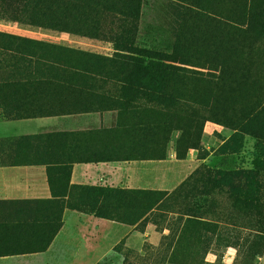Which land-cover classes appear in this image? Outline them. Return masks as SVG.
I'll list each match as a JSON object with an SVG mask.
<instances>
[{
	"label": "trees",
	"instance_id": "1",
	"mask_svg": "<svg viewBox=\"0 0 264 264\" xmlns=\"http://www.w3.org/2000/svg\"><path fill=\"white\" fill-rule=\"evenodd\" d=\"M179 1L185 12L166 52L136 43L144 0H0L2 20L111 43L114 50L105 57L0 32V108L19 118L108 111L116 103L106 92L113 83L121 102L117 124L81 134L85 145L78 149L90 162L163 161L174 133L180 134L176 158L185 160L200 149L209 121L233 130L234 138L263 140L264 0ZM139 101L153 108L140 109ZM217 175L212 186L228 187L238 219H253L251 227L264 235L257 174ZM195 181L203 186L210 179ZM71 197L76 201L68 206L83 213L135 225L170 194L71 186ZM183 214L189 217L184 231L200 223ZM60 229L61 216L31 225L0 222V256L45 251Z\"/></svg>",
	"mask_w": 264,
	"mask_h": 264
},
{
	"label": "rangeland",
	"instance_id": "2",
	"mask_svg": "<svg viewBox=\"0 0 264 264\" xmlns=\"http://www.w3.org/2000/svg\"><path fill=\"white\" fill-rule=\"evenodd\" d=\"M184 12L185 5L179 0H144L138 22L137 45L171 52ZM0 32L51 42L105 57L114 54L111 43L2 19ZM106 92L116 102V109L62 115L72 117L59 120L58 123L65 129L71 126L75 131H79L78 137L81 140H84L81 134L87 130L115 127L119 120L117 107L121 103L120 94L113 83ZM134 105L140 109L153 108L143 101ZM179 135L174 133L168 144L165 159L168 162H158L155 167L159 178L162 175L168 177L167 186L164 188L168 189L170 194L167 204L155 209L147 216V220L142 219L135 225L125 224L136 226L135 231L119 242L111 255L100 264H264V235L251 227L254 225L253 219H238L237 213L232 210L233 200L226 192L228 187L224 186L220 192V189L212 186L214 182L219 183L217 174L220 173L257 174L260 187L258 197L264 205V139L258 142L247 135L234 138V131L230 128L211 121L206 122L201 147L195 150V164L188 165L171 161L173 154H176V140ZM218 141L222 145L217 148ZM209 156L208 162L200 163V160ZM197 178L210 181L202 186V183L197 184L195 181ZM183 186L182 192L177 194ZM3 205H0V210H3ZM183 212L194 214L200 223L188 224L191 228L184 231L189 217ZM3 213L7 214L5 211L0 212V217ZM145 232L157 234L152 241H145L146 238L142 236ZM93 234L95 236L91 245L96 246L99 236L97 233ZM95 252L91 261L98 255V251Z\"/></svg>",
	"mask_w": 264,
	"mask_h": 264
},
{
	"label": "crops",
	"instance_id": "3",
	"mask_svg": "<svg viewBox=\"0 0 264 264\" xmlns=\"http://www.w3.org/2000/svg\"><path fill=\"white\" fill-rule=\"evenodd\" d=\"M9 112L0 108V205L4 204L0 212L7 213L1 215L0 222L31 225L61 216V229L47 250L0 256V264H100L135 231L136 226L96 218L68 206L76 201L71 186L169 192L164 189L168 177L159 178L155 168L156 163L168 160L90 162L78 149L85 145L79 131L58 123L72 116L19 118ZM216 144L217 148L222 145ZM196 155L190 150L185 160H177L174 153L171 161L194 165ZM93 233L99 236L96 246L91 245ZM156 234L145 232L142 236L152 241ZM96 250L98 255L91 261Z\"/></svg>",
	"mask_w": 264,
	"mask_h": 264
}]
</instances>
